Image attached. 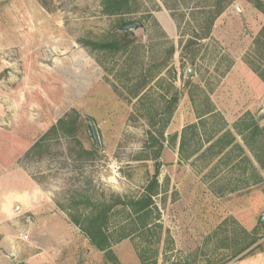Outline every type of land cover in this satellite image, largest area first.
Masks as SVG:
<instances>
[{
    "label": "rangeland",
    "instance_id": "rangeland-1",
    "mask_svg": "<svg viewBox=\"0 0 264 264\" xmlns=\"http://www.w3.org/2000/svg\"><path fill=\"white\" fill-rule=\"evenodd\" d=\"M213 2L168 0L178 27L162 0H142L135 17L146 31L139 29L129 48L106 52L85 44L111 38L119 21L102 12L101 0H0V264H37L30 245L53 212L87 213V199L139 196L155 172L146 149L148 117L160 116L164 98L175 93L180 99L165 129L153 229L114 241L118 263L217 264L251 232L264 233V167L239 135L263 180L238 149L217 154V146L208 148L217 135L207 141L217 127L235 131L245 113L258 118L264 110V81L247 63L264 12L253 0H235L208 38L183 50L202 17L195 20L192 12ZM210 108L221 115H205ZM75 117L82 122L79 138L48 133L60 118ZM258 120L264 128V118ZM254 149L264 158V132ZM32 187L36 198L28 196ZM22 188L28 201L17 209L11 195ZM130 221L126 209L115 208L113 238L137 226ZM20 231L29 238L22 240ZM77 243L79 255L68 264H105ZM47 264L61 262L52 257Z\"/></svg>",
    "mask_w": 264,
    "mask_h": 264
},
{
    "label": "trees",
    "instance_id": "trees-1",
    "mask_svg": "<svg viewBox=\"0 0 264 264\" xmlns=\"http://www.w3.org/2000/svg\"><path fill=\"white\" fill-rule=\"evenodd\" d=\"M163 3L171 10V15L177 26H181V20L177 13L173 11V7L169 5L168 0H162ZM235 0H214L212 7L204 9L198 12H192L193 18L196 20L198 16H202L199 21L197 20L195 28L192 31L191 37L187 40L183 46V50L194 47L195 44L208 38L211 35L216 19L222 15L234 2ZM255 6L264 12V1L253 0ZM142 0H101L102 12L109 16L119 17V21L115 26L112 37L104 39H88L85 42L86 45L92 46L99 51L106 52H119L125 50L130 46L134 45L137 41V35L133 31H122L120 27L135 21H140L135 17L137 5H140ZM197 13L200 15L197 16ZM147 17H152L150 13ZM185 12L181 13V18L185 17ZM126 16H130L126 18ZM142 22V21H141ZM84 43V42H83ZM255 44V55L247 59V63L251 69L264 81V27L259 35L254 40ZM194 49V48H193ZM174 47L170 48V54L174 52ZM146 81L144 80L138 89L134 92L135 96H138L145 88ZM165 103L163 105V111L149 115V125L151 129L148 130V141L146 143V149L151 150L148 156L155 161V172L148 184L145 186L144 191L139 196L124 197L120 195H112V199L93 202L87 199L85 202L89 205L90 210L87 213L80 212V210H74L68 212L70 221L78 226L87 236L90 243L98 250L103 251L105 259L112 264H119L117 257L114 255L112 250L113 242H118L124 238L130 236L134 232L141 231L150 233L153 229V213L157 209L155 203V197L159 194L160 181L159 175L161 170L160 156L162 148L164 146L163 141L165 140V129L168 121L174 112L176 103L180 99V94L175 93L170 97H165ZM216 109L210 108L204 114L211 117L221 115L215 113ZM223 118V117H222ZM225 120V119H224ZM159 126V127H158ZM62 130L65 134L79 138L82 132V122L79 117L75 118H60L57 123L52 125L50 132L57 133ZM234 130L227 129V126L217 127L214 131V135L208 137L207 141L210 142L217 135V139L211 143L208 148L213 149L217 146V154L221 153L228 147L238 149L242 158L246 160L256 176L258 169L251 157L247 154L245 147L238 140L237 135L241 136L245 145L253 153L257 162L264 167V158L257 154L254 149V144L260 141V137L263 136L264 128L261 126L257 117L251 115L250 112L245 113V116L240 118L234 124ZM48 133H46L48 135ZM259 181L263 180V177L259 174ZM257 177V176H256ZM121 207L126 209L130 223H135L137 226L130 229L129 232H124L119 235L118 238H113V234L110 231L109 222L112 213L115 208ZM259 223L264 227V222L260 218ZM250 240L242 247L237 250H233L229 256L223 261L217 264H229L232 261H236L248 256L255 255L256 253L264 251V233L259 234L258 231L251 232ZM145 262V261H144ZM154 260L151 264H156Z\"/></svg>",
    "mask_w": 264,
    "mask_h": 264
},
{
    "label": "crops",
    "instance_id": "crops-1",
    "mask_svg": "<svg viewBox=\"0 0 264 264\" xmlns=\"http://www.w3.org/2000/svg\"><path fill=\"white\" fill-rule=\"evenodd\" d=\"M28 193V196H33V198H36L39 195V191L35 187H32ZM26 196L27 193L24 188H22V190H16V193H13L11 195V198L17 200L18 204H20L17 209H23L21 200L28 201V198ZM64 216L65 217H63L62 212L60 211L58 213L53 212L49 215V218H44L42 224V228H44L39 233L41 239H39L37 243H31L30 245L31 250H36L37 252L36 255L31 257L33 258L32 260L34 262H37V264H47V262H49L53 257L56 260H60L61 264H68L77 255H79V253H77L79 252L77 242L81 240L83 243V247L86 250L85 253H92V251L94 253L96 252V254L102 259V262H105V264H109L104 258V252L96 249L90 243L85 233L70 221L68 215ZM55 220H59V225H52V221ZM79 232L82 233L80 239H78ZM83 235H85V238L83 237ZM59 252L60 255H58ZM85 258L86 256L84 257V259ZM84 259L82 261H84ZM230 264H264V251L256 253L252 256H248L246 258L236 260Z\"/></svg>",
    "mask_w": 264,
    "mask_h": 264
},
{
    "label": "water",
    "instance_id": "water-1",
    "mask_svg": "<svg viewBox=\"0 0 264 264\" xmlns=\"http://www.w3.org/2000/svg\"><path fill=\"white\" fill-rule=\"evenodd\" d=\"M139 29H142L144 31H146V26L143 22L141 21H135L126 25H123L120 27V30L122 31H133V32H137ZM194 73V69L193 67L190 68L187 77L189 78L192 74ZM259 119H263L264 118V110L258 115ZM88 125L90 126V130H91V135L94 138V140L98 143L99 145V139H98V135H97V131L95 128V124L94 122L89 119L88 120ZM262 221L264 222V216L262 217Z\"/></svg>",
    "mask_w": 264,
    "mask_h": 264
},
{
    "label": "built area",
    "instance_id": "built-area-1",
    "mask_svg": "<svg viewBox=\"0 0 264 264\" xmlns=\"http://www.w3.org/2000/svg\"><path fill=\"white\" fill-rule=\"evenodd\" d=\"M18 236L21 238V239H28L29 238V235L27 233H25L24 231H20Z\"/></svg>",
    "mask_w": 264,
    "mask_h": 264
}]
</instances>
